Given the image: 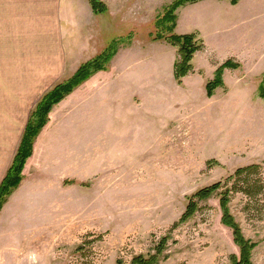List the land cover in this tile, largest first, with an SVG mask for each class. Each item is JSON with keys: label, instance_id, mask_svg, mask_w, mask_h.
I'll list each match as a JSON object with an SVG mask.
<instances>
[{"label": "rangeland", "instance_id": "374dc122", "mask_svg": "<svg viewBox=\"0 0 264 264\" xmlns=\"http://www.w3.org/2000/svg\"><path fill=\"white\" fill-rule=\"evenodd\" d=\"M59 1L66 40L78 32L91 36L90 44L75 50L81 62L113 54L101 72L128 87V110L110 107L112 114H101L99 97L73 112L56 110L49 155L74 146L79 161L72 172L80 180L65 181L62 194L22 192L16 198L0 218V264H132L136 256L154 254L198 190L225 184L252 164L261 166L264 181V47L253 59H233L230 36L237 28L221 24L225 16L217 11L230 0H214L204 10L200 3L180 8L174 33L199 30L207 50L194 57L195 72L178 85L173 79L178 49L153 40L155 22L173 0H98L106 6L98 15L90 0ZM258 17L262 21L251 23V34L263 35L264 14ZM77 35L73 41L86 40ZM5 40L0 36L1 44ZM254 42L264 37H252L251 48ZM229 60L238 69L225 70L224 87L208 98L206 83ZM9 92L0 84V97ZM56 127L75 131L53 135ZM67 164L60 163L65 170ZM229 209L255 244L251 263L264 264V194L250 200L232 193ZM164 255L168 259L159 264H230L231 256H239L231 231L221 224L217 195L172 230Z\"/></svg>", "mask_w": 264, "mask_h": 264}, {"label": "crops", "instance_id": "0c3cea01", "mask_svg": "<svg viewBox=\"0 0 264 264\" xmlns=\"http://www.w3.org/2000/svg\"><path fill=\"white\" fill-rule=\"evenodd\" d=\"M209 2L214 0L199 2L202 10L215 6V3ZM262 6H264V0H238L235 6H232L229 1L226 9L218 7L220 16H225L224 19L219 20L221 24L231 22L237 28L230 36L232 55L236 56L233 59L242 61L253 59L251 55L264 47V42H254L251 48L252 37H264V34L256 32L251 34V23L262 21L258 17L264 14ZM13 26L14 32H12ZM85 33L86 31L77 34H80L81 39L86 38V40L73 41L74 38H78L77 34L71 35L66 40L69 34L65 35L59 0H0V36L6 37L3 44L0 43V84L8 87L10 91L9 97H0V184L12 164L31 112L37 103L54 86L70 79L83 63L76 57L75 50L79 46L90 44L88 38L91 36L89 32ZM195 33L202 41L199 30ZM12 36L13 40L10 39ZM203 46V51L205 50L206 53L207 47L204 44ZM223 50L226 51L225 48ZM203 51L197 52L195 56ZM204 61H207L206 56ZM194 72L193 67L190 75ZM109 73L95 74L53 108L47 125L35 140L32 155L23 169L22 181L3 206L0 218L22 192H34L41 196L56 192L62 194L65 181L80 180L78 178L80 174L78 176L72 172L76 161H79V152H76L74 146L66 148L62 146L60 149L57 148L54 156L49 155L51 150L54 151V142L49 139L51 124L58 108L63 106V110H59L61 115L69 109L73 112L76 107L81 109L95 102L97 97L102 102L99 106L102 108L101 114L103 111L106 114H112L114 110L110 107L119 109L125 107L128 110V87L119 85L121 79L107 77ZM225 76L224 70V82ZM68 100H70L69 104L64 107ZM70 131L75 129L56 127L52 133L68 136ZM71 138L72 141L75 140L74 136ZM42 148L44 151L39 163L36 158ZM66 162L68 170L60 165ZM59 166H61L60 169ZM60 211L62 212V209ZM0 259H2L1 262L4 261L1 256Z\"/></svg>", "mask_w": 264, "mask_h": 264}, {"label": "trees", "instance_id": "16d2710c", "mask_svg": "<svg viewBox=\"0 0 264 264\" xmlns=\"http://www.w3.org/2000/svg\"><path fill=\"white\" fill-rule=\"evenodd\" d=\"M206 0H173L163 12L161 18L155 22L157 29L153 40L163 41L166 44L178 49V59L173 65V79L180 85L182 80L193 71L192 60L197 52L203 49V42L198 38L197 33L188 35H177L174 33L176 27L177 11L186 5H194ZM221 1V0H220ZM238 0H230L232 6L237 5ZM90 6L94 14H101L106 10V6L98 0H90ZM166 32V35L162 33ZM113 54L105 52L96 56L94 59L81 64L75 74L67 81L57 84L48 93H46L37 103L23 135L12 164L7 171L5 178L0 184V212L11 194L19 187L22 181V173L27 160L32 155L35 140L48 123V117L52 109L61 103L67 96L73 93L75 89L84 84L95 74L106 71V65L111 60ZM238 65L231 60L218 66L214 72L213 79L206 83V96L211 98L215 91L224 87L223 72L226 69L236 70ZM260 98L264 99V91L261 90ZM232 182L231 188L227 184ZM232 193H241L248 199H256L264 194V181L262 179V168L258 164L248 165L239 168L232 176H229L225 184L217 182L209 187L198 190L187 198L185 211L179 220L172 226L169 233L161 237L154 247L153 255L136 256L132 259V264H159L165 262L168 257L164 255L170 241L172 230L178 226L187 223L199 211V203L209 200L215 195L219 198V208L221 211V224L229 229L232 234L233 243L239 249V256H231L230 264H252L251 257L255 244L247 240L234 217L230 213L229 202ZM116 264H123L117 260Z\"/></svg>", "mask_w": 264, "mask_h": 264}]
</instances>
